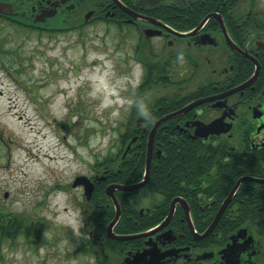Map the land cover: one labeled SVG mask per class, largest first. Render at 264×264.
I'll return each mask as SVG.
<instances>
[{
	"label": "flooded vegetation",
	"instance_id": "af4514ba",
	"mask_svg": "<svg viewBox=\"0 0 264 264\" xmlns=\"http://www.w3.org/2000/svg\"><path fill=\"white\" fill-rule=\"evenodd\" d=\"M118 1L123 8L116 0H0L11 14L0 15L1 28L49 32L100 24L116 32L139 66L134 91L151 94V120L137 114L120 123L102 166L96 162L81 216L88 206L93 222L108 225L116 206L106 187L143 180L154 125L206 100L159 125L143 187L114 189L121 216L113 232H152L117 245L114 264L152 245L164 255L161 264H264V0ZM54 6L53 18L36 21ZM204 20L197 33L177 35ZM147 184L156 198L138 200ZM95 231L87 232L92 242L105 240Z\"/></svg>",
	"mask_w": 264,
	"mask_h": 264
},
{
	"label": "rangeland",
	"instance_id": "374dc122",
	"mask_svg": "<svg viewBox=\"0 0 264 264\" xmlns=\"http://www.w3.org/2000/svg\"><path fill=\"white\" fill-rule=\"evenodd\" d=\"M128 47L116 32L100 24L49 32L0 27V213L17 216L24 223L44 222L37 243L21 234L11 240L0 239V264H98L94 255L79 251L87 232L81 228L76 235L71 228L48 219V204L57 196L56 204L63 205L66 195L65 211H80L82 189L71 184L78 175L89 176L105 156L89 148L90 141L114 134L110 145L118 137V125L138 114L135 106L127 110L123 104L102 107L105 96L108 100L130 98L145 105L151 103L149 91L137 93L132 87L139 66ZM99 55L111 62L110 68ZM90 56L94 58L90 60ZM93 76L103 79L106 86L97 94H93ZM117 81L122 82L119 97L108 91ZM117 109L120 117H111ZM27 121L31 123L28 127ZM9 137L30 149L11 150ZM33 156L41 161L40 166L32 163ZM155 198L150 184L137 195L142 201ZM99 241L96 244H101ZM117 247H112L105 264L118 260Z\"/></svg>",
	"mask_w": 264,
	"mask_h": 264
},
{
	"label": "water",
	"instance_id": "95a60500",
	"mask_svg": "<svg viewBox=\"0 0 264 264\" xmlns=\"http://www.w3.org/2000/svg\"><path fill=\"white\" fill-rule=\"evenodd\" d=\"M63 2L65 0H62ZM116 2L120 5V7H122V4L116 0ZM123 8V7H122ZM56 14V9H55V6L50 10L48 11L47 14H42L40 15L38 18H37V22H42L43 19H45L46 17H49V18H53ZM0 15H8L10 16L11 14H9L7 12V8L4 6V5H1L0 4ZM90 15V14H89ZM89 15L86 17L88 18ZM52 24H54L55 22L52 21L51 22ZM205 23V20L200 24V26L195 29L194 31L190 32V33H186V34H181V33H178L177 35L181 36V37H187L189 35H192L194 33H197V31H199V29H201V27L203 26V24ZM258 72V70L255 71V74ZM235 90L229 92L228 94L230 93H233L235 92ZM206 100H202V101H198V102H195L193 104H190L188 105V107H186L185 109L181 110V111H178L176 113H173L171 115H168L166 116L164 119L158 121L154 127L152 128L150 134H149V137H148V146H147V158H146V167H145V174H144V178L143 180L138 183V184H135V185H131V186H123V185H119V186H108L106 187V193H108L109 195H111L113 197V200H114V203H115V206H116V212H115V216L113 218V220L108 224V226L106 227V237L110 240H116V241H126V240H131V239H136V238H139V237H143V236H146L152 232H149V233H144V234H140V235H116L114 232H113V228L115 227V225L117 224L120 216H121V212H120V208H119V205L113 195V191L114 189H119L121 191H135L141 187H143L147 180H148V176H149V171H150V163H151V157H152V147H153V139H154V135H155V132L156 130L158 129L159 125L167 120V119H170L172 117H175L176 115H179L180 113L190 109L191 107L197 105V104H200V103H203L205 102ZM140 121H143V119H140ZM213 127V125H210L208 127V130H210L211 128ZM82 186L83 189H84V195L86 196L87 199H89L93 193V190H94V184L85 176H78L74 179L73 183H72V187H77V186ZM172 211H173V205H172ZM166 224V221H164L161 225H159L154 231H156L157 229H160L161 227H163L164 225ZM190 227L191 224L189 225ZM213 226H211L212 228ZM153 247H150L149 250H144L142 252H136L135 254H133V257L132 259H129L128 257L124 259V261H122L121 264H161L163 257L164 255L162 254H159L158 253V249L154 246L156 245H152Z\"/></svg>",
	"mask_w": 264,
	"mask_h": 264
},
{
	"label": "clouds",
	"instance_id": "9594fccd",
	"mask_svg": "<svg viewBox=\"0 0 264 264\" xmlns=\"http://www.w3.org/2000/svg\"><path fill=\"white\" fill-rule=\"evenodd\" d=\"M94 58L93 56H90L89 59L91 60ZM99 59L102 61H105V64L110 68L111 67V62L105 60L104 55H99ZM177 59L179 61H183V55H178ZM99 71V69H98ZM103 75L107 76L108 73L105 72ZM94 82V90L93 94L100 93L104 87V81L100 77H91ZM99 80V84L96 83V81ZM139 81L138 80H133L131 81L132 87L135 88L138 85ZM108 91L111 92L113 96L119 97L120 91H122V82L117 81L116 84L112 87L109 88ZM110 104H123L125 106V110L127 108L135 106L137 113L139 116L144 117L147 120H151V114L147 108V106L142 102V101H133L130 98H125L123 100L117 99V100H108L107 97L105 96V103L102 104V107H108ZM111 117L113 118H119L120 117V111L113 110L111 112ZM115 139V135L111 134L109 136H105L102 139L97 137L94 138L92 141L89 143V148L95 149L96 151L101 152V154H107V149L109 147V142L110 140ZM82 151H87V149H83ZM114 151V149H113ZM91 158H89V163H91ZM65 203L63 205H57L56 200L57 196H53L48 204V219L53 220L54 222L58 224H62L66 228H71L73 233L76 235L80 234V229L85 227L83 223V219L80 215V211L76 210L73 213L69 214L68 212L65 211V209L68 207L67 204V196L65 195ZM47 235V234H46ZM16 259L20 260L21 256L19 253L15 254Z\"/></svg>",
	"mask_w": 264,
	"mask_h": 264
},
{
	"label": "trees",
	"instance_id": "16d2710c",
	"mask_svg": "<svg viewBox=\"0 0 264 264\" xmlns=\"http://www.w3.org/2000/svg\"><path fill=\"white\" fill-rule=\"evenodd\" d=\"M106 159V158H104ZM114 160H112L111 162L114 164L116 163ZM109 164H112V163ZM124 162L125 159L120 161V169H122L124 167ZM98 165L102 166L103 162H101V160L97 161ZM107 163V161H105V164ZM154 172V169H153ZM82 211H86L87 215L83 213V215L81 216L83 219V223L85 225V227H83V231L84 232H88V230H90V228L97 230L98 232L102 233L103 238L105 240H101L99 242L103 243L101 244H96L94 242H92V240L89 239V237L85 240L84 242V246H80L79 251L85 253V254H91L94 255V258L97 260L98 264H105L104 260L105 258L102 256V250H104L105 248H108L107 253L111 254V250L113 249L112 247H114V245H120L123 242H119V241H111L109 239H107L105 237V229H106V225L107 223H103L100 224L99 222H93V218L90 215V211H89V207L86 206L85 208H82ZM8 213V212H7ZM9 214V213H8ZM6 215L4 213H0V239H13L15 238V236H17L18 234L23 235V237H25L28 240H33L32 243H37L42 235L43 229H44V222L43 221H27V223H24L21 219L17 218V216H14L12 214ZM81 214V213H80ZM117 230H119L120 232H125L124 229L122 227H118ZM98 243V242H97ZM114 244V245H113Z\"/></svg>",
	"mask_w": 264,
	"mask_h": 264
},
{
	"label": "bare ground",
	"instance_id": "6f19581e",
	"mask_svg": "<svg viewBox=\"0 0 264 264\" xmlns=\"http://www.w3.org/2000/svg\"><path fill=\"white\" fill-rule=\"evenodd\" d=\"M8 116H9V118H10V119H13V116H14V115H13V114H9ZM30 125H31V123H30L29 121H27V122H26V126L28 127V126H30ZM16 127H17V129H19V127H18V126H16ZM9 139H11V138L9 137ZM9 143L11 144V146H10V147H11V150H13V151H14V150H18V149H19V147H20V149L27 148L28 150H29V149H30V147H31V146H29V145H28V146H19V145H17V143H15L14 141H12V139H11V141H10ZM29 154H30V153H29ZM29 154H27V156H28ZM43 157H45V158H48V159H49L48 155H46V154H44V155H43ZM33 158H34V159H33V160H31V161H32V163L34 162V163H35L37 166H38V165L40 166V165H41V164H40V163H41V161H40V160H39L37 157H34V156H33ZM25 163H27V164H28V161H27V162H25Z\"/></svg>",
	"mask_w": 264,
	"mask_h": 264
}]
</instances>
